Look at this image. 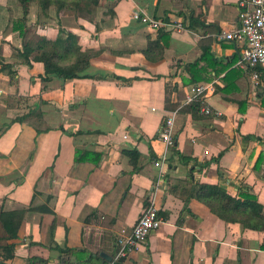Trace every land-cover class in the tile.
<instances>
[{"label": "crops", "instance_id": "crops-1", "mask_svg": "<svg viewBox=\"0 0 264 264\" xmlns=\"http://www.w3.org/2000/svg\"><path fill=\"white\" fill-rule=\"evenodd\" d=\"M247 1L99 0L86 12L53 6L48 16L30 7L27 26L48 23L34 45L58 38L62 26L92 56L84 77L44 83V65L24 63L30 42L13 30L23 8L0 0V57L17 74L0 72V210L27 212L9 264H109L102 255L113 258L121 232L133 230L152 199L164 223L122 264H264V232L222 221L196 198L186 205L193 181L233 196L248 190L264 206V74L257 85L239 66L244 43L220 39L239 26ZM142 12L185 25L168 36L162 60L145 56L159 33L135 18ZM196 62L201 81L189 84L186 66ZM197 85L212 86L211 117L196 119L184 105ZM174 110L176 145L161 176L159 134ZM131 150L140 155L137 172L124 154ZM41 207L51 213L33 211ZM67 248L77 253H60Z\"/></svg>", "mask_w": 264, "mask_h": 264}, {"label": "trees", "instance_id": "trees-1", "mask_svg": "<svg viewBox=\"0 0 264 264\" xmlns=\"http://www.w3.org/2000/svg\"><path fill=\"white\" fill-rule=\"evenodd\" d=\"M23 8V19L17 21L13 30L20 33V36L25 39V23L29 14V8L31 4L37 3L40 6L43 15L48 16L50 8L55 6L59 11L63 9H68L69 11L75 12H86L89 6L97 5L99 0H15ZM186 24V22H184ZM199 21L190 18L188 29L194 30L196 26H199ZM159 37L154 42H149L148 48L144 51L147 59L151 61L162 60L164 56V50L168 44V36L170 33H165L159 31ZM158 53V57H154V53ZM208 53V52H206ZM24 63L32 67V63H42L45 67V76H41V81L44 83L50 82L53 78H58L61 80H74L80 79L83 73L90 67V61L92 56L85 52L83 48L79 45V40L76 35L66 32L64 30L60 31V36L56 39L42 38L36 45L34 43L24 44L23 51L20 52ZM0 72H7L11 79H14L17 74L12 71V66L5 64L4 59L0 57ZM198 63L190 64L186 66V69L191 72V81L189 84H195L201 80L197 79L192 69L195 68ZM260 79H263L264 70L263 67H259L256 70ZM253 72V71H251ZM232 74V72H230ZM227 74V77L230 75ZM230 77V76H229ZM207 79V78H206ZM227 80V79H225ZM264 106V101H263ZM248 102L239 103V111L244 114L247 110ZM188 111H190L194 118H207L214 115V111L208 106L209 112L202 113V108L204 107L201 103H193L191 105L185 106ZM184 107V108H185ZM183 108V109H184ZM61 130L67 133L63 128ZM69 134V133H67ZM81 134L70 133L71 136H76ZM252 139L251 136L243 137L244 141ZM261 141V138H256ZM124 154L130 158V162L133 166V171H139L138 160L139 152L137 150L125 151ZM87 153L78 152L76 155L77 162H82L85 160ZM222 154L219 155L215 161H219ZM264 153H262L257 161V164L263 163ZM191 187L187 190V200L188 204L191 198H196L199 202L207 206L211 213L217 216L222 221L231 224H240L245 229L264 232V206L259 203L258 198L252 194L250 191H242L240 195L233 196L228 193L226 188L220 185L212 184H195L190 181ZM33 211H38L42 213H51L47 207H41L33 209ZM26 211H5L0 210V264H9L15 258L16 250V240L19 238V231L23 224ZM54 228V227H53ZM264 250V245L261 246ZM61 254H66L67 256H72L77 253V251L67 249H59ZM77 255V254H76ZM93 258L89 261L93 262ZM39 260L32 259L30 262L32 264ZM88 261V262H89ZM100 257H97V264L100 263ZM43 263V260L39 261ZM105 264H108L105 262ZM119 264H122L121 262Z\"/></svg>", "mask_w": 264, "mask_h": 264}, {"label": "built area", "instance_id": "built-area-1", "mask_svg": "<svg viewBox=\"0 0 264 264\" xmlns=\"http://www.w3.org/2000/svg\"><path fill=\"white\" fill-rule=\"evenodd\" d=\"M135 18L141 24L152 31H163L165 33H181L185 30V25L181 21L171 19H157L142 12L136 14ZM239 26L231 32L224 33L220 39L243 42L239 66L253 71L252 77L257 85L260 83V75L256 71L259 67H264V0H248L239 13ZM211 85H197L192 88L184 105L201 103L204 107L202 113L209 112L205 107ZM180 110H174L165 119L159 134V140L166 146L165 152L155 162V166L162 171L168 161V153L176 145L175 123ZM164 223L159 215V210L152 199L144 210L138 223L131 232L122 231L118 238V249L109 264H119L122 259H127L129 255L139 246L143 245L150 235L157 231Z\"/></svg>", "mask_w": 264, "mask_h": 264}, {"label": "rangeland", "instance_id": "rangeland-1", "mask_svg": "<svg viewBox=\"0 0 264 264\" xmlns=\"http://www.w3.org/2000/svg\"><path fill=\"white\" fill-rule=\"evenodd\" d=\"M30 7H33L32 9H36V10H38L37 8H39L40 9V11H39V14L40 13H42V10H41V8H40V6L39 5H37V3H33V4H31V6ZM37 13H38V11H37ZM43 14V13H42ZM1 15V14H0ZM14 15V14H13ZM17 21H19V19L17 20ZM27 21L28 20H26V23H25V32H26V37H25V39L27 40V41H29V42H34L35 40H37V39H40V36H41V34L40 33H38V31H40L41 30V28H43V31H45V29H44V27L45 26H47V24L48 23H46V22H43V21H35L36 23H31L30 21V25L29 26H27ZM11 22V21H10ZM15 23V20L13 21L12 20V23ZM3 27V29H5V31H7V28L8 29H11V27H10V25H9V23H8V25L6 24V23H2L1 24V28ZM36 28L38 29L37 30V32H36ZM61 30H64L63 28H62V26H60V31ZM65 31V30H64ZM20 34V33H19ZM29 37V38H28ZM24 39V40H25Z\"/></svg>", "mask_w": 264, "mask_h": 264}, {"label": "water", "instance_id": "water-1", "mask_svg": "<svg viewBox=\"0 0 264 264\" xmlns=\"http://www.w3.org/2000/svg\"><path fill=\"white\" fill-rule=\"evenodd\" d=\"M102 258L105 260V261H107V262H109V263H111L112 262V260H113V258H109V257H107L106 255H102ZM124 262V259H122L121 260V263H123Z\"/></svg>", "mask_w": 264, "mask_h": 264}]
</instances>
